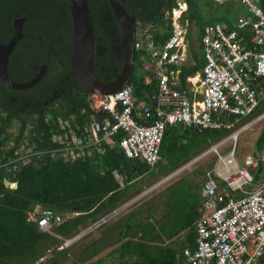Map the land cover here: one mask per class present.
Wrapping results in <instances>:
<instances>
[{
	"label": "built area",
	"instance_id": "obj_1",
	"mask_svg": "<svg viewBox=\"0 0 264 264\" xmlns=\"http://www.w3.org/2000/svg\"><path fill=\"white\" fill-rule=\"evenodd\" d=\"M239 1L248 12L246 16L239 17L231 28L224 22L207 24L196 38L194 45L204 61L196 82L197 74L188 76L185 86L181 84L182 69L196 61L189 58L192 48L186 31L190 21L181 16L188 5L185 0H173L172 9L165 12L164 27L149 25L136 34L134 62L149 80L145 83L155 84L147 100L138 101L128 83L111 95L89 93L88 103L96 118L80 122L73 115L47 114L50 139L42 149L39 141L45 142L36 119L27 134L20 136L15 150L17 133L9 135V142L1 133L0 141L5 145L1 147L0 170L15 175L21 168L39 166L46 159L93 161L95 156L101 164L105 146L112 149L118 143L127 160L142 161L152 169L161 160L169 128L232 132L231 140L239 132L233 133L239 123L264 103V10L260 0ZM199 32L193 30L196 35ZM66 117L72 119L68 124ZM261 120L264 112L255 119ZM25 137L30 140L25 141ZM234 143L227 157L214 149L219 165L200 184L201 215L192 227V245L181 250L177 264H264V178L251 190L246 189L258 180L260 168L264 169V152L246 156L239 166L234 162ZM11 150L14 153L7 158ZM77 215L36 205L29 212V222L42 233L56 235L53 229ZM109 218L103 217L94 227Z\"/></svg>",
	"mask_w": 264,
	"mask_h": 264
},
{
	"label": "trees",
	"instance_id": "obj_2",
	"mask_svg": "<svg viewBox=\"0 0 264 264\" xmlns=\"http://www.w3.org/2000/svg\"><path fill=\"white\" fill-rule=\"evenodd\" d=\"M72 1L77 4L81 2V0H0V45L7 44L13 37L16 19L25 18L23 38L16 44L8 63L10 79L16 83L29 82L44 65L47 66L43 79L30 89H10L0 82V134L6 129L18 128L16 131L18 140L15 141L13 150L19 145V138L25 132L26 123L30 118H34L33 122L36 119L38 132L45 142L43 144L39 141L40 149L44 148L50 139V129L45 122L47 114L73 115L80 122H88L96 118L95 111L86 101L88 95L77 89L71 75ZM87 1L93 21L95 48L96 46L108 47L110 39L104 32L106 23L104 19L109 15L113 16L109 5L111 0ZM112 1L121 3L139 23L148 22L150 27H164L165 12L173 7V3L168 4L167 0ZM185 1L188 4V10L186 13H181V16L187 18L190 23L195 21L198 25H202L199 34L210 23L224 22L230 28L233 27L239 18V16L233 17L235 14L233 7L240 3L241 8H244L239 0H205V7L204 0ZM260 4L264 10V0H260ZM204 12L207 13L206 19ZM211 18L215 21L209 22ZM113 20L115 21L114 18ZM136 57L137 53H135ZM19 60L23 61V69L19 66ZM123 65L124 59L111 62L106 59V56L103 58L94 54V73L102 83L115 80L116 75L121 73ZM203 65L204 61L197 58L194 66L183 68L180 77L182 86L186 85V78L201 71ZM128 84L132 85L138 101L147 100L155 91V84H146L143 76L136 72ZM53 97H57V100L50 105L61 102L62 106L49 112V107L45 108L44 104ZM97 117L101 118V115L98 114ZM216 132L229 133L181 127L169 128L162 143L161 158L166 152L175 153L177 159L185 158L196 150L193 146L194 141L188 143L191 136L193 140L199 134L206 136ZM3 140L9 142L10 137L5 134ZM202 141L204 142V139ZM4 145L0 141L1 154L4 153L1 150ZM105 149L101 166L97 165L99 158L95 156L93 161L86 159L65 162L46 159L39 166L29 164L21 168L15 175L0 170V264H7L13 259H24V261L37 259V248L49 242V235L40 232L34 223L29 222V212L34 206L38 205L41 209L51 208L58 213H77V216L54 229L59 235L65 237L87 220L105 214L121 201L124 190L115 172H131L128 179L133 180L136 174L150 170L142 161L127 160L120 150L119 143L115 148L110 149L105 146ZM13 150L6 154L7 158L13 155ZM260 154L256 153L255 156ZM97 167L100 170H97ZM263 172L264 169L261 167L257 179ZM4 179L18 182V188L16 190L6 188ZM179 205L183 212L182 219H184L180 232L192 230L194 223L201 215L198 212V200L196 203H185V205L179 202ZM127 222L124 231L129 233L133 227L134 214H129ZM137 225H141L138 228L142 241L148 238L152 242L162 241L160 236L150 234L142 224ZM176 235L177 233L169 239ZM191 235L189 233V237ZM151 244L147 246L152 250L146 247L145 249L142 242H138L135 248L130 245L132 247L126 249L127 253L129 254L134 248L133 254L137 258L129 264H177L180 250L177 251L173 246H151ZM125 256L123 254L122 257ZM53 264L58 263L55 261Z\"/></svg>",
	"mask_w": 264,
	"mask_h": 264
},
{
	"label": "rangeland",
	"instance_id": "obj_3",
	"mask_svg": "<svg viewBox=\"0 0 264 264\" xmlns=\"http://www.w3.org/2000/svg\"><path fill=\"white\" fill-rule=\"evenodd\" d=\"M197 1L199 2L200 0ZM203 5L205 7V0L203 1ZM237 5L241 6L240 3ZM242 8L237 7L236 11L235 9L233 10V13H235L233 14L234 18L241 15V11L245 13ZM246 14H248L247 10ZM206 16L207 13L204 12V18ZM213 21H215L214 18H211L209 22ZM198 26L199 28L202 27V25ZM141 27L142 25H139L137 28L141 29ZM196 27L193 23H190L186 31V37L190 41L189 47L192 48L189 58L192 60L193 56L194 62L197 58L201 59L202 55L200 50L195 46L196 38H200L199 33L197 35L193 33V30L197 29ZM193 45L196 51L193 49ZM86 101L89 102L88 97H86ZM61 106V102H56L53 106L49 105L45 108L49 107L48 111L51 112L53 109H58ZM263 110L264 103L254 113L244 118L233 130L235 134L240 131L238 129L241 127L246 128L249 125L246 130L240 132L236 141L234 153L236 165L238 163L239 166H243V161L248 155L264 152V120L259 122L252 121L254 118H258L261 115L260 113L264 112ZM52 116L55 117L56 115L52 114ZM33 120L34 118H30L29 122L26 123L25 132L28 131L29 126L34 125L31 124ZM71 121V118L67 119L66 117L65 123L68 124ZM251 121L254 123L253 125ZM12 128L15 130L6 129L3 134L9 133V136L10 134L14 135L17 133L18 128ZM231 133L216 132L206 136L199 134L193 140H191V136L188 143L194 141L193 146L196 150H192V153L180 159H177L175 153H164L161 161L149 170V175L136 184L131 185L130 197L122 202L123 204L115 206L105 214L97 216L94 219L87 220L77 230L75 229L68 236H63V239L57 238L59 234L53 229L56 235H47H49L51 241L56 240V242L50 243V241L40 246L37 259L26 261L14 259L7 262V264H53L55 261L58 264H129L137 258V256H134L133 250L135 246H138V242H142L144 248H150L151 250L152 248L147 246L151 243L153 244L151 246H173L177 251L182 250V246H180L181 241L186 242L188 234H192V230L179 233L184 222L179 202L185 205V203H196L199 200V191L201 192L200 184L205 181L206 174L215 169L216 165H219V157L214 149L221 156L227 157L235 145L232 140H228ZM203 139L204 142H201ZM24 140L29 141L30 139L29 137H25ZM215 146L217 147L215 148ZM254 187L255 184L247 186L246 189L251 190ZM114 210L117 213L113 214L106 222L101 223L97 227L93 226L95 222L101 220L102 217L112 213ZM129 214H134V223L129 233H126L124 229L127 226L126 224H128L127 218ZM137 224H142L150 234L160 236L162 241L156 240L152 242L149 240L150 238L142 241L141 232L138 228L141 225ZM176 233L177 235L170 240L169 237ZM79 235V238H74ZM68 242L69 244L67 245ZM130 245H133L134 248L128 254L126 249L131 248L132 246ZM123 254L126 256L122 257Z\"/></svg>",
	"mask_w": 264,
	"mask_h": 264
},
{
	"label": "water",
	"instance_id": "obj_4",
	"mask_svg": "<svg viewBox=\"0 0 264 264\" xmlns=\"http://www.w3.org/2000/svg\"><path fill=\"white\" fill-rule=\"evenodd\" d=\"M110 8L113 10L119 23L132 27V20L134 23V18L128 16L118 3L111 1ZM71 16L73 21L71 75L74 78L77 89L86 94L99 93L101 95H111L120 91L127 85L135 72L132 51V44L134 42L133 35L128 38L129 43L126 61L121 73L115 77V80L109 83H102L95 76L93 68L95 35L88 1L81 0L79 4L72 1ZM24 22L25 18L16 19L13 26V37L7 44L0 45V82L6 87L15 90H26L36 86L43 79L47 71V66L44 65L34 78L25 83H16L10 79L8 62L16 44L23 38ZM54 99L52 98L50 102L44 104V107L49 106ZM4 185L10 190H16L18 188V182L12 183L7 179H4ZM115 213H117L116 210L106 217H111ZM98 222H95L93 226H96Z\"/></svg>",
	"mask_w": 264,
	"mask_h": 264
},
{
	"label": "flooded vegetation",
	"instance_id": "obj_5",
	"mask_svg": "<svg viewBox=\"0 0 264 264\" xmlns=\"http://www.w3.org/2000/svg\"><path fill=\"white\" fill-rule=\"evenodd\" d=\"M115 2L118 3L126 11V13L129 16L134 18V16L131 13H129L127 11V9L121 3L117 2V1H115ZM172 2H173V0H167L168 4H172ZM111 12H112L113 16L109 15L107 18L104 19L106 22L104 25V32L106 35H108L107 38L110 39L109 44L106 43L108 45V47L102 48L101 46H96V48H95V45H94V54H98V56L103 57V58L106 56V59L111 61V62L124 59V64H125L126 54H127V50H128V43H129L128 38H129V36L133 35V38H134L133 40L135 42L136 34L141 32L140 30L148 28L149 23L148 22L139 23V21H137L134 18V23L132 20V24H133L132 27H130V25H127V24L124 26L118 22V19L115 16L112 9H111ZM113 18L115 19V21L113 20ZM139 25H142L141 29L137 28ZM134 42L132 44V51H133V58L135 59V51H134V47H133ZM10 57H11V55H10ZM9 60H10V58H9ZM18 63H19V66L23 69V61L19 60ZM134 67H135V63H134ZM109 82H111V81H108L107 83H109ZM57 238L63 239V236L59 235ZM50 241H51V238L49 239V242ZM51 242L54 243V242H56V240H52ZM39 248H40V246L37 248V253L39 252ZM16 260H19V259H16ZM20 260H24V259H20Z\"/></svg>",
	"mask_w": 264,
	"mask_h": 264
},
{
	"label": "crops",
	"instance_id": "obj_6",
	"mask_svg": "<svg viewBox=\"0 0 264 264\" xmlns=\"http://www.w3.org/2000/svg\"><path fill=\"white\" fill-rule=\"evenodd\" d=\"M237 7H239V8H241V6H236L235 7V11L237 10ZM243 10H244V12L245 13H243V11H241V16L239 15V17H242V16H246V10L244 9V8H242ZM237 13H238V11H237ZM195 26H197L196 28L197 29H199V26H198V24L195 22V21H193L192 22ZM135 63V62H134ZM134 70H135V72L137 73V74H139V75H142L141 73H140V70H139V68L138 67H136V64H135V67H134ZM199 73H200V71L199 72H197L196 74V77L194 78V82H196V80H197V78H199ZM195 75V74H194ZM143 76V75H142ZM144 80H146V82H149V80H147V79H145L144 78ZM264 111V110H263ZM262 111V112H263ZM261 114V113H260ZM257 118V117H256ZM256 118H254L252 121H254ZM252 121H251V124L253 125V123H252ZM262 121V120H261ZM257 122H259V121H257ZM256 123V122H255ZM243 124V123H242ZM241 124V125H242ZM251 125V126H252ZM249 126V125H248ZM248 126L246 127V128H244V130H246L247 128H248ZM243 130V131H244ZM256 155V153H254L252 156H255ZM249 156V155H248ZM97 165L98 166H101L100 165V161L99 162H97ZM96 165V166H97ZM99 168L97 167V170H98ZM100 170V169H99ZM134 171H136L135 169H134ZM131 173V172H130ZM129 172H127V171H124L123 173H117V172H115V175H116V177H117V179H118V181H119V183L121 184V188H122V190H124V193H123V195H122V197H121V201L116 205V206H120L121 204H123L122 202H124L125 200H127V198H129L130 197V188H131V185H134V184H136L138 181H140V180H142V179H144V177L145 176H147V175H149V171H147V172H144V173H141V174H136L135 176V178L133 179V180H129L128 178V176H129V174H130ZM136 173V172H135ZM263 174H264V172H263ZM261 176V175H260ZM264 178V175H263V177L262 178H258V180L255 182V186L258 184V183H260L261 182V180ZM129 190V191H128ZM199 193H200V191H199ZM198 212H199V209H200V207H201V202H200V196H199V200H198ZM184 231H186V230H184ZM184 231H181V232H184ZM180 232V233H181ZM192 236H193V234L189 237V234H188V239L186 240V242H182L181 241V244H180V246H182V249L184 248V247H187V246H190V245H192ZM181 238V237H180ZM180 252H181V250H180Z\"/></svg>",
	"mask_w": 264,
	"mask_h": 264
},
{
	"label": "bare ground",
	"instance_id": "obj_7",
	"mask_svg": "<svg viewBox=\"0 0 264 264\" xmlns=\"http://www.w3.org/2000/svg\"><path fill=\"white\" fill-rule=\"evenodd\" d=\"M243 130H244V129L240 130L238 133H236L235 135H233L230 139H231L233 142L237 141L240 132L243 131ZM220 145H221V144H220ZM220 145H219V146H220ZM216 147H217V146H216ZM227 160H229V159H227ZM79 237H80V235H79L78 237H76V238H79ZM76 238H75V239H76ZM69 242H70V241H69ZM69 242L67 243V245L69 244Z\"/></svg>",
	"mask_w": 264,
	"mask_h": 264
},
{
	"label": "clouds",
	"instance_id": "obj_8",
	"mask_svg": "<svg viewBox=\"0 0 264 264\" xmlns=\"http://www.w3.org/2000/svg\"><path fill=\"white\" fill-rule=\"evenodd\" d=\"M188 5V4H187ZM188 10V9H187ZM187 10H186V12H187ZM185 12V13H186ZM200 29V28H199ZM53 98H55L53 101H51V102H54L55 100H57V97H53ZM216 147V146H215ZM8 180V179H7ZM10 181V180H9ZM11 182V181H10ZM12 183H14V182H12ZM109 215V214H108ZM108 215H106V216H108ZM106 216H104V217H106ZM103 218V217H102ZM59 236V235H58Z\"/></svg>",
	"mask_w": 264,
	"mask_h": 264
}]
</instances>
